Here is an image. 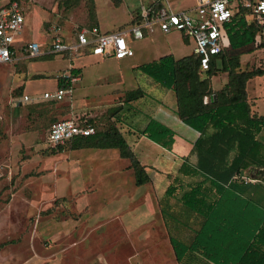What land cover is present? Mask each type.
Listing matches in <instances>:
<instances>
[{
	"label": "rangeland",
	"instance_id": "obj_1",
	"mask_svg": "<svg viewBox=\"0 0 264 264\" xmlns=\"http://www.w3.org/2000/svg\"><path fill=\"white\" fill-rule=\"evenodd\" d=\"M31 1L29 13L22 9L26 18L24 38L44 46L55 35L71 37L79 26L97 25L101 33L127 30L142 6L160 0ZM168 1L173 8L182 10L195 3ZM246 20L255 23L251 16ZM155 34L149 37L150 42L146 38L128 40L134 55L122 60L101 58L90 52L84 55L80 50L68 58L61 54L43 55L0 66V264H179L169 235L186 243L199 228L200 218L180 201L195 177L185 179L178 172L174 176L177 180L169 186L174 188L170 198L163 193L166 176L154 180L158 183L159 206L178 220L167 221L170 234L162 219L152 224L156 235L145 223L139 226L141 232H131L124 219L134 220L133 214L116 212L119 205L108 204L119 202L120 197L129 199L141 188L135 185L133 170H121L122 163L105 159L102 149L74 150L69 143L56 148L48 145L50 125L68 118L64 117L69 113L67 103L34 102L44 91L54 92L57 77L70 70H76L78 74L73 76L80 77V82L73 86L71 102L75 107L84 105L75 115L92 119L97 130L98 122H115L109 107L114 105L117 94L126 95L139 88L161 99L169 89L137 67L167 52L174 58L191 54L192 42L177 32ZM225 58L226 65L236 74L264 72V46L238 56L226 53ZM221 65V60L215 62L216 68ZM212 70L210 77L200 71L198 75L208 80L211 90L216 92L228 82L229 75ZM251 79L246 83L250 116L264 118V74ZM169 94L175 100L174 93ZM24 95L31 102H21ZM66 101L70 103L69 98ZM138 117L140 122L146 118ZM121 119L126 122L130 116L123 114ZM168 123L183 136L191 137L194 133L181 122ZM86 156L87 161L83 160ZM164 161H160L162 167ZM144 172L148 178L144 185L151 184L155 173L148 174L145 169ZM243 175L250 177L252 172L244 171ZM200 260L198 256L186 258L183 264H203Z\"/></svg>",
	"mask_w": 264,
	"mask_h": 264
},
{
	"label": "trees",
	"instance_id": "obj_2",
	"mask_svg": "<svg viewBox=\"0 0 264 264\" xmlns=\"http://www.w3.org/2000/svg\"><path fill=\"white\" fill-rule=\"evenodd\" d=\"M153 7L160 8L161 0ZM138 15L139 12L131 25L139 21ZM247 16H251L250 12L240 9L225 26L228 44L205 72L208 77L212 75V69L228 72L229 80L219 91L213 92L208 80L200 79L199 60L193 54L177 60L167 55L137 67L154 82L173 91L176 116L200 134L192 144L195 164L190 170L183 164L179 170L182 175L202 178L181 197L182 205L200 218L199 228L186 243L169 235V243L179 264L196 254L211 264H264V208L250 196L255 186L240 178L244 171L250 170L258 181L264 183V143L257 138L264 118L250 116L246 92L247 81L264 72L236 74L225 62L226 53L238 56L250 53L253 47L264 46V26L255 24V20L254 24L248 23ZM94 26L97 25L79 26L76 30ZM217 60H221L220 68L215 67ZM70 74L77 75L78 72L70 70ZM56 81L59 89L69 86L66 81L58 78ZM141 97L143 92L136 89L125 95V101ZM204 97L209 98L207 104H203ZM84 119L86 122L82 123ZM79 123L94 127L95 134L75 138L66 144H72L74 150L116 149L120 158L130 161L135 185L148 182L144 167L116 127L99 126L97 130L96 122L90 118H80ZM140 134L167 151L174 143L173 130L155 120H150ZM173 189L169 188V193ZM211 193L217 198L212 199ZM162 215L164 218L163 212Z\"/></svg>",
	"mask_w": 264,
	"mask_h": 264
},
{
	"label": "built area",
	"instance_id": "obj_3",
	"mask_svg": "<svg viewBox=\"0 0 264 264\" xmlns=\"http://www.w3.org/2000/svg\"><path fill=\"white\" fill-rule=\"evenodd\" d=\"M165 1L161 0V7L158 9L153 7L154 3L142 6L139 21L127 30L101 33L97 26L81 28L75 30L69 39L55 35L50 44L44 46L24 38L25 15L19 3L10 2L0 8V66L14 65L20 60L43 55H72L80 50H88L101 58L122 60L134 55L128 40H142L146 35L160 31L163 34L177 32L190 39L191 54L198 58L200 72L205 73L209 70L211 61L226 48L228 41L225 26L240 9L250 12L256 23L264 26V0H196L192 8L185 10H173ZM57 78L68 82L69 86L56 88L54 92H44L34 102H60L65 97L72 96L73 86L79 81V77L67 72ZM21 102L29 103L31 99L24 95ZM208 102L209 98L204 97L203 104ZM80 118L70 117L52 123L48 130V145H65L75 138L95 134L94 127L80 125ZM240 178L249 183L257 182L255 178Z\"/></svg>",
	"mask_w": 264,
	"mask_h": 264
},
{
	"label": "crops",
	"instance_id": "obj_4",
	"mask_svg": "<svg viewBox=\"0 0 264 264\" xmlns=\"http://www.w3.org/2000/svg\"><path fill=\"white\" fill-rule=\"evenodd\" d=\"M14 1L15 0H0V8L7 6L10 2H14ZM15 2L19 3L22 9L23 8L26 9L27 13H29V10L31 9V3H33V1L31 0H16ZM165 2H166V5L169 6L171 9L180 10V8L178 9L173 8L168 0H166ZM194 2L195 3L193 4V6L196 4V0ZM193 6L187 9H190ZM25 21H26V18H25ZM154 34L159 36V35H162L163 33H161L160 31H154L151 34L146 35L145 38L147 42H150L149 37ZM165 35H168V34H165ZM180 37L184 39L183 36L180 35ZM65 38L69 39L68 37H65ZM86 53H83V54L85 55ZM68 55L69 54H65L63 55V57L68 58L67 57ZM167 55H171V54L167 52L164 56H167ZM188 55H184L183 57L188 56ZM46 56H50V55H46ZM175 59L177 60L180 58H175ZM35 76L36 75H32L31 77H35ZM78 82H80V77H79ZM56 86H57V81H56ZM134 90L136 89H132L130 91H134ZM73 92H74V89H73ZM142 92H143V97L133 100L131 102L125 101V93H122L121 95L117 94L116 95L117 97L113 100L114 105L109 107V109H112L114 112V115H112L111 119L115 122L110 121V122H98V123L101 128H105L107 126L116 127V129L125 139L131 152L133 153L137 161L140 163V165L144 167L145 171L148 174H151V172L152 174L155 173L156 177H152L151 184L137 186L141 188H138L136 194L133 197L129 199L127 198L120 199L121 198L120 197L119 202L113 201L112 203H109L108 206L110 204L111 206L119 205L118 211L116 212L120 213L123 211H127L130 214H133L134 220L128 217L124 219V222H125L124 224L128 226V229L131 232H134V231L141 232L142 229H139V226L142 223H145V226L147 225L151 226L149 229V231L151 230V234L154 233L156 235V232L152 229V224L153 223L156 224L160 222L162 219V222H164V226L166 227L168 234H170L169 225L167 221L171 220L172 222L173 221L177 222L178 220L173 216L171 212L165 211L159 206V200L157 199V196L159 195L157 192L158 183L156 184L154 180L156 179L155 181H157V177L159 176H166L165 179H167V186L164 189L163 193L166 192V194L168 195L167 197L170 198L169 196L174 191L173 190L171 193H169L168 189L171 188L169 187L170 183H174V181L177 180V179L174 180V176L178 174L181 166L183 164L187 165L190 170L191 167L196 162V158L194 155L191 154V150H192V144L200 136V134L197 131L192 129L194 131L193 135L191 137H186L179 133H176L170 127L168 122L178 121L182 123V121L179 120V118L175 114L176 99L174 100L171 94H169V93H173L172 90H168L165 94H163L161 99H157V97H153L144 91ZM247 96H248L247 103H249L248 99L250 98V94L247 93ZM66 98H69L70 103L66 101ZM72 98H73V94L70 97H65L64 100L60 102H55V103L58 105L59 103H62L65 101L67 103L66 109L69 110V113L66 112L64 117L78 118L76 117L75 113L80 112L81 106H84V105H79L77 107L73 106V103L71 102ZM39 102H44V101H39ZM123 114H128L130 116V120L126 119V122L124 120L123 122L121 119ZM138 115H144L146 117L145 120L140 122L138 120L139 119ZM58 116H60L59 113H58ZM81 118H86V117L82 116ZM150 120H155L163 124L164 126L173 130V132L175 133L174 143L170 151L163 149L159 145L151 142L150 140H148L147 138H145L144 136L140 134L141 131L144 130V128L146 127V125L149 123ZM263 132H264V126H261V129L257 135V138L262 143H264V137H262ZM101 155H103L105 159L108 158L107 160L109 161L122 163L121 170H127V171L131 170L129 168L130 161L128 159L120 158L119 152L116 149H102ZM88 158H89L88 156L83 157V160L87 161ZM187 158L189 159V161L187 160ZM163 159L165 161L162 167L160 161ZM254 174L255 173L252 172V175L250 176V178H255ZM181 176L185 179L186 178L188 179V177H190L191 179L195 177V180H194L195 182L188 184L186 186L188 190L190 187L195 186L196 184H198V182L202 181V178L199 176L182 175V174ZM255 179L257 180V178ZM251 184L255 186V189L253 193L250 192V196L254 197L256 202L264 208V183L257 180L256 183H251ZM178 190H180V188ZM188 190H185L184 192ZM87 192H88V188H87ZM216 198H217L216 194L214 195L212 194V199H216ZM180 201H181V198H180ZM162 212L164 213V218H163ZM170 236L172 235L170 234ZM158 242L159 241H156L155 247H157ZM195 256H198L201 259L200 261L203 264H211V263L206 262L199 254L188 256L187 259H195Z\"/></svg>",
	"mask_w": 264,
	"mask_h": 264
}]
</instances>
